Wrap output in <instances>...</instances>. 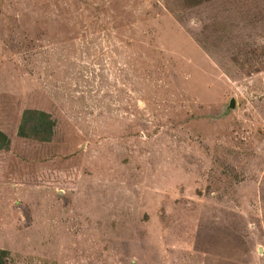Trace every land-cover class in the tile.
Returning <instances> with one entry per match:
<instances>
[{"label": "rangeland", "instance_id": "obj_1", "mask_svg": "<svg viewBox=\"0 0 264 264\" xmlns=\"http://www.w3.org/2000/svg\"><path fill=\"white\" fill-rule=\"evenodd\" d=\"M197 1L0 0L5 264H264V0Z\"/></svg>", "mask_w": 264, "mask_h": 264}, {"label": "trees", "instance_id": "obj_2", "mask_svg": "<svg viewBox=\"0 0 264 264\" xmlns=\"http://www.w3.org/2000/svg\"><path fill=\"white\" fill-rule=\"evenodd\" d=\"M213 0H198L196 4H203ZM20 137L35 139L40 142H51L55 134V121L50 113L27 109L23 112L21 122L18 128ZM9 137L0 130V164L6 162L10 150ZM73 170H61V172H45L38 176L17 178L14 184H23L35 187H54L56 189L66 190L75 188L77 181ZM6 252H0V264H5L3 258Z\"/></svg>", "mask_w": 264, "mask_h": 264}, {"label": "water", "instance_id": "obj_3", "mask_svg": "<svg viewBox=\"0 0 264 264\" xmlns=\"http://www.w3.org/2000/svg\"><path fill=\"white\" fill-rule=\"evenodd\" d=\"M234 107H235V100L234 99H231L228 108L229 109H233Z\"/></svg>", "mask_w": 264, "mask_h": 264}]
</instances>
